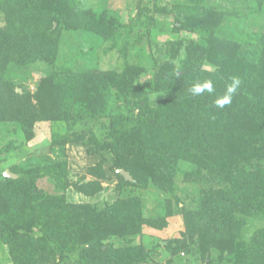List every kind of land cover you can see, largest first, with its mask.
Here are the masks:
<instances>
[{"label": "trees", "instance_id": "16d2710c", "mask_svg": "<svg viewBox=\"0 0 264 264\" xmlns=\"http://www.w3.org/2000/svg\"><path fill=\"white\" fill-rule=\"evenodd\" d=\"M157 15L169 20L157 24ZM226 15L202 0H145L125 23L117 11L80 0H0V124H15L17 139L27 143L36 123L47 122L51 145L100 155L86 169L94 180L81 184L67 179L65 159L0 166V244L13 264H147L145 246L129 241L144 225L166 226L181 164L202 188L196 207L179 206L185 232L166 240L168 253L178 257L196 242L206 264L212 254L232 264H264V31L227 35ZM76 31L110 43L121 69L57 63L63 32ZM142 46H155L147 82L148 68L129 56ZM37 65L44 72L34 92L25 93L23 82ZM234 75L242 83L232 103L216 108L214 96ZM205 79L214 94L192 96V84ZM16 144L11 139L1 148L0 165ZM105 162L118 197L102 208L69 202V185L87 196L100 191ZM42 177L55 182V192L38 187ZM211 178L227 186H208ZM149 190L168 196L163 216L144 215L141 192Z\"/></svg>", "mask_w": 264, "mask_h": 264}, {"label": "rangeland", "instance_id": "374dc122", "mask_svg": "<svg viewBox=\"0 0 264 264\" xmlns=\"http://www.w3.org/2000/svg\"><path fill=\"white\" fill-rule=\"evenodd\" d=\"M85 6L93 8H109L118 12L120 19L128 23L131 15L140 2L145 0H80ZM162 4L183 3L185 0H160ZM206 4L215 5L225 10L227 15L222 23V32L227 35L237 34L250 37L252 34H258L264 31V1L257 5L255 0H202ZM169 20L166 15H157V24ZM2 20L0 18V24ZM134 33L132 34V37ZM164 40V35H159L158 40ZM110 43L103 41L94 34L84 32H63L62 39L57 54V63L70 65L74 69H88L99 67L101 69H113L119 71L122 67V59L115 48H110ZM155 46L150 50L144 46L135 47L131 50L130 57L135 61L142 62L148 68L145 76V82L151 78L152 60L149 51L153 52ZM43 65H37L31 73L28 80L23 82L22 87L25 93H33L35 82L42 72ZM18 92L22 89L17 88ZM33 101V100H32ZM35 135L27 143L20 142L17 139L16 125L13 123L0 124V150L9 140L14 139L18 148L1 161V168H7L14 164L19 167H42L45 164L65 159L67 160V179L71 183H87L94 178L86 173L89 166L94 165L100 155L97 153H87L82 146L51 145L50 125L47 122H37L35 125ZM109 163L103 165L107 174L106 179H100V191L93 196H87L75 190L72 185L66 189V198L72 203H88L97 208H102L105 204L113 202L118 197L115 189L116 178L109 169ZM185 164H181L174 185V196H171L172 206L170 216H167V224L163 228H154L144 225L142 232L132 237L129 242L132 244H143L148 251L147 264H206L197 249L198 246L192 243L190 252H180L179 256L172 257L165 248L166 240L181 237L184 233L182 216L179 213V206L186 208L196 207L198 202V192L202 188L198 182L189 181ZM7 171V170H6ZM5 172V171H4ZM84 178V179H83ZM54 181L48 177H42L38 180V187L44 192H55ZM208 186L226 187L227 184L217 178H211ZM144 215L147 217L163 216L165 212L166 194L149 190L143 195ZM175 199L179 201L176 205ZM196 241V237L193 238ZM115 246H122L121 239L114 240ZM0 264H13L10 260L7 248L0 244ZM62 264V263H59ZM211 264H232L228 258L218 261L215 255H211Z\"/></svg>", "mask_w": 264, "mask_h": 264}, {"label": "clouds", "instance_id": "9594fccd", "mask_svg": "<svg viewBox=\"0 0 264 264\" xmlns=\"http://www.w3.org/2000/svg\"><path fill=\"white\" fill-rule=\"evenodd\" d=\"M241 79L239 76H232L230 82L226 84L225 91L222 95H215L213 104L216 108L223 109L226 105L232 103L233 97L236 95L238 89L241 86ZM189 92L192 96H202L205 93L212 95L215 92L213 82L210 79L203 81H197L189 88Z\"/></svg>", "mask_w": 264, "mask_h": 264}, {"label": "water", "instance_id": "95a60500", "mask_svg": "<svg viewBox=\"0 0 264 264\" xmlns=\"http://www.w3.org/2000/svg\"><path fill=\"white\" fill-rule=\"evenodd\" d=\"M119 172L124 176L125 179L131 180L129 173H127L126 171H124L122 169H120ZM3 174H4V176L11 177V178H16V176H17L16 174L11 173L10 171H5Z\"/></svg>", "mask_w": 264, "mask_h": 264}]
</instances>
